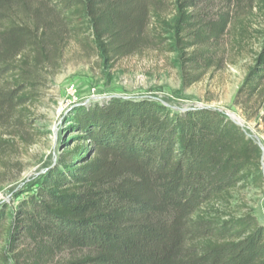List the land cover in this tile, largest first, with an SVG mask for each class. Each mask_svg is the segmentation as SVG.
Masks as SVG:
<instances>
[{
  "label": "trees",
  "instance_id": "16d2710c",
  "mask_svg": "<svg viewBox=\"0 0 264 264\" xmlns=\"http://www.w3.org/2000/svg\"><path fill=\"white\" fill-rule=\"evenodd\" d=\"M40 1L30 26L26 0H0V129L29 121L35 96L22 61L31 50L37 63L48 46L36 26L44 15L70 34L85 27L107 61L175 53L189 88L224 67L231 31L243 47L255 9L258 47L233 105L260 113L264 133V0H173L170 24L162 0ZM70 122L78 148L60 154L13 211L0 208V264H264V226L215 208L263 181L260 147L223 113L112 97L75 109Z\"/></svg>",
  "mask_w": 264,
  "mask_h": 264
},
{
  "label": "rangeland",
  "instance_id": "374dc122",
  "mask_svg": "<svg viewBox=\"0 0 264 264\" xmlns=\"http://www.w3.org/2000/svg\"><path fill=\"white\" fill-rule=\"evenodd\" d=\"M247 1H243V6L251 7ZM162 3L161 16L170 24L173 0H162ZM42 4L40 0H26V23L30 26L34 22L29 16L40 10ZM43 14L41 12V16ZM249 14L248 36L243 47L236 46L237 33L231 31L223 42L227 55L224 67L209 71L189 88L181 85L175 53L144 51L107 61L94 49L85 27L79 34H70L56 18L44 15L42 20L45 21L36 26L38 31L48 35V46L37 63L33 62L31 50L26 51V60L22 61L29 78L27 84L33 88L35 96L34 103L27 107L29 121L21 126L12 121L9 128L0 129V141L6 142L0 151V208L7 206L13 211L34 190L39 176L54 165L60 154L78 148L81 144L77 139L78 131L70 122L75 109L112 97L151 99L172 111L207 107L224 115L228 113L242 124L251 139L264 147V133L258 120L260 113L243 112L233 105L235 93L258 47L257 32L263 21V16L255 9ZM22 64L14 63L15 67ZM12 132L19 135H7ZM262 163L264 165V159ZM261 173V184L235 188L228 194L229 198L222 199L215 208L235 216L249 213L264 226V167Z\"/></svg>",
  "mask_w": 264,
  "mask_h": 264
},
{
  "label": "water",
  "instance_id": "95a60500",
  "mask_svg": "<svg viewBox=\"0 0 264 264\" xmlns=\"http://www.w3.org/2000/svg\"><path fill=\"white\" fill-rule=\"evenodd\" d=\"M116 98H118V97H116ZM200 108H207V107H197V108H190V109H188V108H182V109H178V111H186V110H192V109H200ZM219 112V111H218ZM226 116H227V118L231 121V122H233L235 125H237L238 127H241L242 128V124H240L239 122H237L236 120H234V118H233V116L232 115H230V114H228V113H226L225 114ZM248 137H250V136H248ZM254 139L255 140H257L255 137H254ZM256 144L260 147V149H261V151H262V161H263V159H264V147L260 144V142H256ZM264 167V165H263V163H262V166H261V168H263Z\"/></svg>",
  "mask_w": 264,
  "mask_h": 264
}]
</instances>
